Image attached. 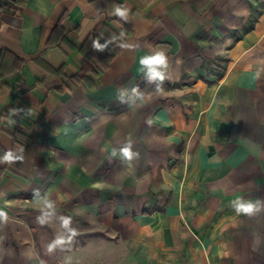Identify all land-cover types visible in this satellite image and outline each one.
Wrapping results in <instances>:
<instances>
[{"label": "crops", "instance_id": "1", "mask_svg": "<svg viewBox=\"0 0 264 264\" xmlns=\"http://www.w3.org/2000/svg\"><path fill=\"white\" fill-rule=\"evenodd\" d=\"M9 2L0 264H264V0Z\"/></svg>", "mask_w": 264, "mask_h": 264}, {"label": "trees", "instance_id": "2", "mask_svg": "<svg viewBox=\"0 0 264 264\" xmlns=\"http://www.w3.org/2000/svg\"><path fill=\"white\" fill-rule=\"evenodd\" d=\"M27 0H11V2H9L7 5L9 8H12L13 6H19V7H23L26 4ZM61 25L59 24V26L56 28V30L60 27ZM98 37L97 33L94 34L93 38L96 39ZM49 45H53V42L50 41ZM92 48V43L88 42L86 44H84L83 46L80 47V51L83 53L84 55V61L82 63V67H81V71L86 73L88 71H93L96 72L95 70L97 69L98 64H102L103 65V61L100 57H98V55H96L95 53L92 52L91 50ZM58 73L61 72L57 71ZM77 76H73V79H76Z\"/></svg>", "mask_w": 264, "mask_h": 264}, {"label": "clouds", "instance_id": "3", "mask_svg": "<svg viewBox=\"0 0 264 264\" xmlns=\"http://www.w3.org/2000/svg\"><path fill=\"white\" fill-rule=\"evenodd\" d=\"M126 11L127 10L121 11L120 9H117V13L122 17L126 15ZM95 47L99 48L101 46L99 44H96ZM143 62L149 63V64H154V65H160V64L165 63V57L161 53V54H158L157 56H154V57H152L146 61H143ZM258 204H259V202H257V204H253V203L240 204L236 207V212L237 213H244V214H248V215L255 214V213L260 211ZM0 215H2V213H0ZM57 243H62V241H58ZM51 247H54V245L50 246L49 250H51Z\"/></svg>", "mask_w": 264, "mask_h": 264}]
</instances>
